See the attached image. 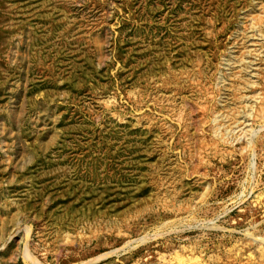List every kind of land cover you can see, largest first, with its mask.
Wrapping results in <instances>:
<instances>
[{
    "label": "rangeland",
    "instance_id": "1",
    "mask_svg": "<svg viewBox=\"0 0 264 264\" xmlns=\"http://www.w3.org/2000/svg\"><path fill=\"white\" fill-rule=\"evenodd\" d=\"M0 264H264V0H0Z\"/></svg>",
    "mask_w": 264,
    "mask_h": 264
}]
</instances>
